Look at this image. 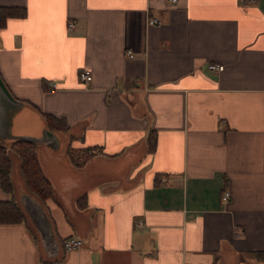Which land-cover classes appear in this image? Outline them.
Here are the masks:
<instances>
[{
	"label": "crops",
	"instance_id": "1",
	"mask_svg": "<svg viewBox=\"0 0 264 264\" xmlns=\"http://www.w3.org/2000/svg\"><path fill=\"white\" fill-rule=\"evenodd\" d=\"M0 7L26 11L0 29V74L24 103L2 108L0 135L49 139L37 154L55 193L41 204L16 168L14 192L0 185L27 214L0 224V264H263L264 0ZM71 237L83 244L66 251Z\"/></svg>",
	"mask_w": 264,
	"mask_h": 264
},
{
	"label": "trees",
	"instance_id": "2",
	"mask_svg": "<svg viewBox=\"0 0 264 264\" xmlns=\"http://www.w3.org/2000/svg\"><path fill=\"white\" fill-rule=\"evenodd\" d=\"M25 15L26 11L20 7H0V29L4 28L9 18L24 17ZM44 122L51 131L66 132L69 129L65 117L44 113ZM37 147L38 143L29 139H3L0 137V185L6 193L14 192L13 172L17 167V163H15V157H17L20 160L19 170L27 192L44 205L48 199L54 197L55 193L52 183L40 165ZM91 156L88 153L80 164H83ZM26 220L25 209L18 201L12 198L0 201V224L23 223ZM255 257L264 264V251L257 253Z\"/></svg>",
	"mask_w": 264,
	"mask_h": 264
},
{
	"label": "built area",
	"instance_id": "3",
	"mask_svg": "<svg viewBox=\"0 0 264 264\" xmlns=\"http://www.w3.org/2000/svg\"><path fill=\"white\" fill-rule=\"evenodd\" d=\"M167 2L171 5H175L179 2V0H167ZM149 24L150 25H159L160 21L157 18H150ZM69 27L73 29V28H75V24L73 22H70ZM127 54L130 58L134 57V54L131 51H128ZM208 70L211 72H220V71L224 70V65L211 63L208 65ZM80 79L84 82L91 81L92 80L91 71L89 69L82 70L80 72ZM49 86H50V88H56L57 84L52 82V83H49ZM87 152L90 155L98 153V151L95 149H89ZM229 198H230V193L228 191H226L222 197V200L227 201ZM82 244H83V241L79 238H76V237H71V238L65 239L63 241V246H64L66 251H72V250L79 249L82 246Z\"/></svg>",
	"mask_w": 264,
	"mask_h": 264
},
{
	"label": "water",
	"instance_id": "4",
	"mask_svg": "<svg viewBox=\"0 0 264 264\" xmlns=\"http://www.w3.org/2000/svg\"><path fill=\"white\" fill-rule=\"evenodd\" d=\"M24 103L22 101H20L19 99H17L12 92L10 91V89L8 88V86L6 85V83L4 82L1 74H0V113L2 111V108L5 107L8 111H10L8 113V115L10 116V118L12 116H14L15 111L18 110V108H20ZM47 137L50 136V138H52L54 136V134L50 131L46 132ZM1 138L3 139H10V138H25V139H29L32 141H35L37 143L39 142H48L47 139H44V141H42V139H32V138H28V137H22V136H14V135H8V136H4V135H0ZM49 140V139H48ZM43 212H42V216H43ZM44 217V216H43ZM42 217V218H43ZM34 218V217H33ZM40 215H36L34 218V222L38 225L39 221L42 219ZM40 226V225H39Z\"/></svg>",
	"mask_w": 264,
	"mask_h": 264
},
{
	"label": "rangeland",
	"instance_id": "5",
	"mask_svg": "<svg viewBox=\"0 0 264 264\" xmlns=\"http://www.w3.org/2000/svg\"><path fill=\"white\" fill-rule=\"evenodd\" d=\"M19 136V135H18ZM24 137V136H23ZM26 137V136H25ZM13 158H14V156H13ZM15 163H17V167H16V169H17V174L19 175V181L20 182H22L23 181V178H22V175L20 174V170H19V164H20V160L17 158V157H15ZM14 173H15V171H14ZM23 186H24V189L27 191V188H26V186H25V183H24V181H23Z\"/></svg>",
	"mask_w": 264,
	"mask_h": 264
}]
</instances>
